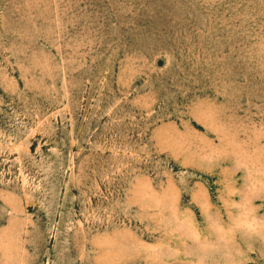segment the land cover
I'll use <instances>...</instances> for the list:
<instances>
[{
    "label": "rangeland",
    "instance_id": "374dc122",
    "mask_svg": "<svg viewBox=\"0 0 264 264\" xmlns=\"http://www.w3.org/2000/svg\"><path fill=\"white\" fill-rule=\"evenodd\" d=\"M0 264H264V0H0Z\"/></svg>",
    "mask_w": 264,
    "mask_h": 264
}]
</instances>
